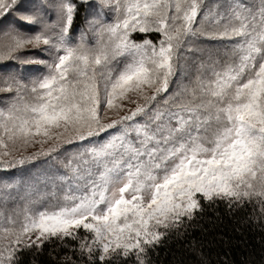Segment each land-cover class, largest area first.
<instances>
[{
	"label": "snow or ice",
	"instance_id": "6c2138e0",
	"mask_svg": "<svg viewBox=\"0 0 264 264\" xmlns=\"http://www.w3.org/2000/svg\"><path fill=\"white\" fill-rule=\"evenodd\" d=\"M0 93V169L45 158L0 264H155L217 204L264 232V0H0Z\"/></svg>",
	"mask_w": 264,
	"mask_h": 264
},
{
	"label": "trees",
	"instance_id": "16d2710c",
	"mask_svg": "<svg viewBox=\"0 0 264 264\" xmlns=\"http://www.w3.org/2000/svg\"><path fill=\"white\" fill-rule=\"evenodd\" d=\"M84 10H80L74 26L83 25ZM5 99L0 93V101ZM29 152L34 149H29ZM27 154V153H26ZM28 162L14 169H0V180L9 175L21 174L25 167L33 165ZM22 206V202H21ZM193 242L197 250H202L210 264H223L225 260L233 264H241L249 258L259 264L260 253L264 247V232L256 226L246 222V213H229L223 204L206 208L205 212L187 228L184 236L175 234L165 239L154 254L155 264H198L200 257L192 250ZM46 248L39 257V264H54L56 253H50ZM62 256L63 253H60Z\"/></svg>",
	"mask_w": 264,
	"mask_h": 264
},
{
	"label": "rangeland",
	"instance_id": "374dc122",
	"mask_svg": "<svg viewBox=\"0 0 264 264\" xmlns=\"http://www.w3.org/2000/svg\"><path fill=\"white\" fill-rule=\"evenodd\" d=\"M44 159H45L44 157H37L35 160L30 161V162H34V164L25 167L23 169V175L27 177L29 174H36L43 167L42 162Z\"/></svg>",
	"mask_w": 264,
	"mask_h": 264
}]
</instances>
